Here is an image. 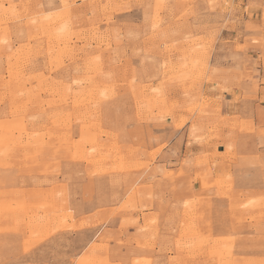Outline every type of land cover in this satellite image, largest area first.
Returning a JSON list of instances; mask_svg holds the SVG:
<instances>
[{
  "label": "rangeland",
  "instance_id": "374dc122",
  "mask_svg": "<svg viewBox=\"0 0 264 264\" xmlns=\"http://www.w3.org/2000/svg\"><path fill=\"white\" fill-rule=\"evenodd\" d=\"M229 7L0 0V264H156L130 249L154 251L159 238L148 180L164 172L160 132L190 122L197 141L216 137L202 93L221 27L237 23L218 20ZM253 8L264 23V0ZM207 158L196 180L216 194L176 211L162 264H264V156L244 159L241 187L225 169L213 177Z\"/></svg>",
  "mask_w": 264,
  "mask_h": 264
},
{
  "label": "crops",
  "instance_id": "0c3cea01",
  "mask_svg": "<svg viewBox=\"0 0 264 264\" xmlns=\"http://www.w3.org/2000/svg\"><path fill=\"white\" fill-rule=\"evenodd\" d=\"M229 4L234 9L229 7L228 13L218 15V20L224 22L225 19H235L237 23L228 29L221 27L222 41L213 48L209 60V66L217 68L218 72L213 73L210 83L204 85L202 93L208 103L207 109L213 114L209 120H214L218 126L213 130L218 132L216 137L197 141L190 136V122L181 130L164 128L160 132L159 145L166 147L155 163L156 166L164 167L165 173L163 172L162 177L153 179L152 176L149 178L152 180H148V186H154L151 189L152 195L158 193L160 197L150 202L152 208L149 210V213L158 216L159 238L154 243V251L140 249L135 245L130 249L139 258L149 257L156 264L168 262L170 254L159 251L171 247L177 238L176 233L168 231L177 226L180 218L177 214H180L182 204L197 197L216 194L213 188L204 191L201 181L196 180L197 175L203 171L195 166L196 160L207 156L210 165L216 164L211 168L213 177L221 169H225L226 174L229 171L233 174L235 185L241 187L244 184L241 177L245 175L241 172L244 159L264 156V23L260 18L262 11L253 8L248 12L249 0H229ZM248 22H255L258 27L247 30ZM210 28H204L202 34H211ZM256 37L262 42H247L248 38ZM245 45L246 49H238L239 46ZM222 118L227 122H223ZM233 119H236L237 125ZM130 129L133 135L134 129ZM208 130L204 129L201 134H208ZM228 145L231 147L229 152ZM228 153L235 155V159L227 158ZM167 174L170 176L167 177ZM218 201L215 199V203ZM176 211L179 212L176 214ZM140 224L143 225V222ZM128 233L132 236L131 239L140 237L136 227L128 229ZM27 260L25 257L24 261Z\"/></svg>",
  "mask_w": 264,
  "mask_h": 264
}]
</instances>
